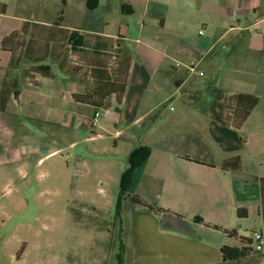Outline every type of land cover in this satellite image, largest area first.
<instances>
[{
    "label": "crops",
    "instance_id": "crops-1",
    "mask_svg": "<svg viewBox=\"0 0 264 264\" xmlns=\"http://www.w3.org/2000/svg\"><path fill=\"white\" fill-rule=\"evenodd\" d=\"M58 2L46 6L0 0V8L4 6L0 12V89L12 59L3 40L16 34L17 42L20 33L21 42L24 24L38 25L44 38L37 36L40 40L28 55L42 60L19 67L15 77L19 99L23 87L42 94L48 106L64 109L56 123L70 115L75 127L90 128L91 135L84 138L87 143L131 147L126 169L132 153L149 149L129 183H165L162 189L167 199L161 203L166 209L186 217L200 215L209 223L238 231L243 224L237 221L241 219L236 211L245 208L244 220L263 224L258 232L264 234L257 181L264 177V31L260 30L264 0ZM116 15H133L135 24L120 20L117 28ZM53 26L67 35H84L89 51L75 52L65 39H45ZM16 42L17 57L24 48ZM112 49H116V59L108 55ZM121 57L128 61V72L118 97L112 82L121 73ZM190 63L196 67L189 72ZM30 65H48L49 74L35 72ZM212 86L228 95L259 98L240 130L218 124L206 114ZM95 113L99 114L96 120ZM234 157L240 159L239 169L223 170L222 164ZM219 203L227 207L228 217L218 213ZM177 236L186 242L185 235ZM191 247L196 264L219 263L211 258L208 246ZM262 255L264 261V247Z\"/></svg>",
    "mask_w": 264,
    "mask_h": 264
},
{
    "label": "rangeland",
    "instance_id": "rangeland-1",
    "mask_svg": "<svg viewBox=\"0 0 264 264\" xmlns=\"http://www.w3.org/2000/svg\"><path fill=\"white\" fill-rule=\"evenodd\" d=\"M116 16L117 28L120 20L135 24L133 15ZM260 28L264 31V24ZM20 66L6 70L15 78ZM22 92L19 105L10 97V107L0 109V264H196L191 245L199 243L210 248L218 264H258L252 254L223 263L220 247L241 246V237L252 239L256 247L254 233L263 224L237 220L243 224L237 229L240 235L229 238L206 226L218 225L215 221L166 209L161 203L167 199L165 183H122L131 147L85 142L90 128L75 127L70 115L56 123L62 107L48 106L42 94L24 87ZM133 195L188 220L196 238L185 235L183 242L177 236L181 234L162 230L165 214L132 203ZM218 206V213L228 217L227 207Z\"/></svg>",
    "mask_w": 264,
    "mask_h": 264
},
{
    "label": "trees",
    "instance_id": "trees-1",
    "mask_svg": "<svg viewBox=\"0 0 264 264\" xmlns=\"http://www.w3.org/2000/svg\"><path fill=\"white\" fill-rule=\"evenodd\" d=\"M4 6L0 8V12H3ZM61 18L57 19V25H60ZM38 25L34 23H25L24 26L21 29V33L23 32L24 37L22 41L20 42L21 34L19 33V38L17 39V42L15 40V35L13 34L3 40L2 46L3 48H10L12 51V59L9 64L10 71L12 69H16L21 64H30L33 62H41V58L38 60L31 59V55L28 53L32 50V48L36 47L38 44V40L44 38L42 37L44 33L42 32V28H37ZM39 36V37H37ZM17 37V36H16ZM75 37V38H74ZM97 38V37H96ZM47 40H58L63 41L64 39L68 41V47H70L73 51L79 52V50L83 51H89V49L83 44L85 36L81 35L78 32H71L70 34H66V32L57 26L50 27L48 29V33L45 37ZM15 42L17 43L18 47L24 48V52L15 55V49L13 48V45L15 46ZM76 44V45H74ZM77 48V49H75ZM116 49H112V51L108 54L109 56L113 58H117L116 56ZM123 61L121 73L119 77L114 80L113 86L114 91L117 92L118 97H121L123 94V90L125 87L126 82V74L128 72V61L126 63V58L121 57ZM126 59V60H125ZM31 70L35 72H40L42 74L48 75L50 67L48 65H37L33 66L30 65ZM117 87V88H116ZM17 83L14 78V76L10 75V72L6 74V77L4 79L2 88L0 90V109L4 110L10 101L11 92L17 89ZM209 96L211 97V103L209 106L205 109L206 114L215 122L218 124H221L223 126L232 128L236 131L240 130V128L243 126L244 122L250 115L253 108L257 105L259 98L254 95H246V94H233L228 95L224 91H222L219 88H216L215 86L210 87L209 89ZM149 154V149L147 148H139L134 153H132L129 156V167L126 169V173L122 177V183H129L134 170L141 165L143 160L147 157ZM223 170H238L240 167V159L238 157L231 158L227 161H225L222 164ZM259 188H260V206H259V214L264 222V177L257 178ZM130 201L134 204L143 205L146 206L150 211L156 212V213H164L166 214L167 211L159 208L154 205H148L145 203L142 199H140L138 196H129ZM237 217L239 219H244L247 217V209L245 208H238L236 211ZM197 223H203L202 219L200 217H195L193 219ZM207 227H210L214 230H220L224 234H226L229 238L231 237H237V231L236 230H228L225 229L219 225H210L207 224ZM241 246L239 247H231V246H223L221 248V258L223 263H229V262H237L248 255H254L256 256L258 260V264H262V252L256 250L255 247H252L253 240L250 238H243L240 239Z\"/></svg>",
    "mask_w": 264,
    "mask_h": 264
},
{
    "label": "water",
    "instance_id": "water-1",
    "mask_svg": "<svg viewBox=\"0 0 264 264\" xmlns=\"http://www.w3.org/2000/svg\"><path fill=\"white\" fill-rule=\"evenodd\" d=\"M11 97L16 105L20 104L19 91H14ZM160 228L165 231L180 233L188 237H195L191 223L188 220L180 218L172 213H167L162 217L160 220Z\"/></svg>",
    "mask_w": 264,
    "mask_h": 264
},
{
    "label": "built area",
    "instance_id": "built-area-1",
    "mask_svg": "<svg viewBox=\"0 0 264 264\" xmlns=\"http://www.w3.org/2000/svg\"><path fill=\"white\" fill-rule=\"evenodd\" d=\"M179 64H177L178 66ZM195 64L190 63L188 66H186L187 70L194 71L195 70ZM202 75V73H200ZM99 114L95 113L94 119L96 120L98 118ZM254 241L256 243V250L263 252V247H264V234L262 232H255L254 233Z\"/></svg>",
    "mask_w": 264,
    "mask_h": 264
}]
</instances>
